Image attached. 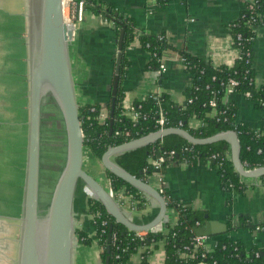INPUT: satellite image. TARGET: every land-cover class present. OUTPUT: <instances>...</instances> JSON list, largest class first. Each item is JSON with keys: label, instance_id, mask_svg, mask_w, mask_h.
I'll list each match as a JSON object with an SVG mask.
<instances>
[{"label": "crops", "instance_id": "obj_1", "mask_svg": "<svg viewBox=\"0 0 264 264\" xmlns=\"http://www.w3.org/2000/svg\"><path fill=\"white\" fill-rule=\"evenodd\" d=\"M106 1L114 5L126 18L131 19L136 31L152 36L163 34L168 44L176 51L172 56L165 58L166 72L162 77H158L156 70L149 67L151 55L142 47L140 41L135 39L129 44L126 50L129 63L122 82L125 95L123 105L128 110L152 94L165 95L179 106L184 104L194 74L180 61L178 55L188 54L215 68L235 66L239 52L233 44L232 25L240 19L247 3L252 0H168L163 7H157L152 0ZM33 12L18 29L20 42L17 47L15 45L14 50H19L20 72H27L28 79L27 76L22 78L26 80L27 85L23 83L19 95H14L17 100L0 96V123H11V118L16 117L22 126L19 134L22 141L19 149L20 160L16 163V169L20 173V195L16 204L18 211L14 216L0 215V218L12 219L14 222L13 237L9 245L11 254L17 253V264L28 159L31 61L33 47L40 41L39 19L35 10ZM26 22V29L29 28L28 36L27 32H24ZM254 29L255 81L258 87H264V21ZM75 34L74 43L70 46V61L77 102L79 107L99 105L104 108L110 98L115 70L112 60L117 54L119 36L113 21L91 13H87L85 21L78 25ZM8 100L15 103L17 101L16 104L13 103V110L4 108ZM224 102L232 103L236 108V120L239 125L264 133V107H256L252 100L239 93L225 95ZM188 126L196 130L202 126V121L191 118ZM10 129L8 125V129L1 135L0 146L2 141L6 140ZM222 142L225 143L227 157L232 161L230 145ZM91 161L93 162L89 161V165L85 162L88 165L84 166L85 169L106 188L107 176L103 167L92 157ZM2 173L0 168V199L2 188L7 189L3 184ZM158 176L161 177L162 183L158 182ZM149 183L166 199L171 198L201 215L204 222L196 228L214 224L212 228L216 235L207 239L209 248L214 249L219 242L230 239L240 241L248 254L264 252V177H241V183L245 186L243 191L228 192L223 188L219 170L212 164L189 165L174 161L164 165L159 174L150 177ZM143 195L146 200L144 208L133 209L129 206L123 210L129 220L138 225L150 223L160 212L159 203L152 197L144 193ZM89 199L85 186L79 185L73 206L76 241L72 264H102L97 240L85 245L76 234L77 231H82L89 236L95 235L91 215L88 213ZM167 215L168 223L172 226L178 223L179 212L176 208L168 207ZM160 226L164 231L165 224ZM8 231L10 232V228ZM128 264H166L164 243L160 242L146 261L143 258V250H139L130 257Z\"/></svg>", "mask_w": 264, "mask_h": 264}, {"label": "trees", "instance_id": "obj_2", "mask_svg": "<svg viewBox=\"0 0 264 264\" xmlns=\"http://www.w3.org/2000/svg\"><path fill=\"white\" fill-rule=\"evenodd\" d=\"M152 1L157 7H163L168 3V0ZM255 1L256 5L252 7L247 3L240 19L232 25L233 44L239 52L235 66L215 68L188 54L178 55L185 59L184 65L194 74L186 101L179 106L165 95H161L159 100L148 97L134 104L137 109L140 107L138 111L141 112L138 121H134L123 105L125 95L122 82L129 63L126 57L129 44L135 39L140 41L142 47L151 55L149 67L154 70L159 68L163 59L172 56L176 51L168 44L163 34L152 36L136 31L133 21L106 0H86L87 13L113 21L118 36L121 30H124V42L120 82L113 115L111 91L106 107L102 108L99 105L79 107L85 152L87 150L90 153V155L85 154V159L90 156L103 167L102 157L109 148L159 131L157 121L162 111L166 119V128L181 127L196 138L205 139L224 132H235L240 142V158L244 168L250 170L264 167V133L239 125L236 120V108L232 103L224 102L225 95L229 94V82L234 79L238 81L235 93L244 96L250 93V100L255 106L264 107V87L256 85L253 68V44L256 36L254 27L264 21V0ZM252 19H256L255 24H251ZM238 35H241L240 41ZM115 62L116 56L112 60L114 69ZM112 84L113 80L111 89ZM211 100L216 101V107L209 106ZM191 118L200 119L202 126L196 130L190 129L188 123ZM111 121H113L112 130H110ZM170 151H175L179 155V159L175 161L181 163L212 164L219 170L223 188L228 192H240L245 188L241 183V177L235 171L233 162L227 157L224 142L198 146L180 136L170 135L156 143L118 155L114 157V161L127 172L149 182V178L153 175L152 161ZM170 162L168 160L164 165ZM103 169L117 194L124 191L131 204L136 202L135 208L145 207L146 200L141 191L108 172L104 167ZM167 204L169 208L178 210V223L173 226L167 223L163 232L148 233L142 240L136 237L135 232L117 223L100 201L89 199L88 213L93 216L95 235L89 236L82 231H77L76 234L85 245L97 240L102 264H106L107 258L109 264H128L130 257L139 250H143V258L146 261L160 242L165 245L166 264H264V252L248 254L240 241L227 239L219 242L210 252H206L194 242L195 228L204 222L201 215L171 198L167 200Z\"/></svg>", "mask_w": 264, "mask_h": 264}, {"label": "water", "instance_id": "obj_3", "mask_svg": "<svg viewBox=\"0 0 264 264\" xmlns=\"http://www.w3.org/2000/svg\"><path fill=\"white\" fill-rule=\"evenodd\" d=\"M32 3L34 4V0ZM39 3V10L34 7L40 24V41L33 47L31 61L28 159L18 264H72L76 241L73 206L81 184L92 192L93 198L102 203L117 223L131 232H146L161 224H167L168 204L163 194L149 182L119 166L114 157L156 143L170 135L180 136L198 146L225 141L230 145L234 168L241 177H264V167L251 171L244 168L240 158L241 146L235 132H224L200 139L182 128L159 130L140 139L111 147L102 157L101 163L108 172L152 197L160 205L158 216L148 224L138 225L129 220L106 188L84 167L85 140L70 61V46L76 34L71 35L66 29L63 0H40ZM123 42L124 30H121L111 89L112 115L120 82ZM50 99L62 119L65 143L61 167L45 200L41 196L44 161L43 116L45 105ZM112 125L113 121L110 130ZM178 159L179 155L175 160ZM213 226L211 223L210 226L196 228L195 235L210 238L216 235ZM106 264H109V258L106 259Z\"/></svg>", "mask_w": 264, "mask_h": 264}, {"label": "rangeland", "instance_id": "obj_4", "mask_svg": "<svg viewBox=\"0 0 264 264\" xmlns=\"http://www.w3.org/2000/svg\"><path fill=\"white\" fill-rule=\"evenodd\" d=\"M34 4L32 0H0V96H8L17 100L14 95H19L21 85L26 84L28 79L27 72H20V53L19 50H15V45L19 44V31L18 29L23 25L25 18H29V15L34 12ZM29 22V19H28ZM28 22L25 23L24 32L28 36L29 28H27ZM75 40V39H74ZM74 40L72 43H74ZM18 49V48H16ZM15 52V53H14ZM23 71V70H22ZM16 77H19V81ZM27 85V84H26ZM27 88V87H26ZM22 92V91H21ZM3 93V94H2ZM21 97V96H19ZM5 109H12L13 101L8 100ZM17 103V101H16ZM15 103V104H16ZM10 113V112H9ZM8 113V114H9ZM1 118V117H0ZM11 118V123H0V137L4 132L11 127L6 140L0 146V168L3 170V184L7 187L2 188L1 199H0V215H12L14 216L17 211V201L20 195L19 182L20 173L16 169V163L20 160V145L21 133L20 128L21 122L17 119ZM1 122V119H0ZM3 122V120H2ZM5 126V127H4ZM49 125H44V152L47 151L49 140L56 137L57 145L60 149L64 148V136L63 131L55 130L54 127L48 128ZM7 127V128H6ZM47 127V128H46ZM89 152H85V154ZM47 155V152H46ZM88 165L93 162L91 157L85 159ZM90 161V163H89ZM85 163V164H86ZM87 164L85 167L88 166ZM46 167V165H45ZM5 189V190H4ZM14 222L12 219L0 218V264H17V253L11 254L10 240L12 236ZM10 228V232L8 231Z\"/></svg>", "mask_w": 264, "mask_h": 264}, {"label": "built area", "instance_id": "obj_5", "mask_svg": "<svg viewBox=\"0 0 264 264\" xmlns=\"http://www.w3.org/2000/svg\"><path fill=\"white\" fill-rule=\"evenodd\" d=\"M252 6L256 5V1L252 0L249 2ZM86 7H87V2L86 0H63V9H64V18H65V25H66V29L67 31L72 34L75 35L76 33V28L78 25L82 24L85 21L86 15H87V11H86ZM256 23V19H252L251 20V24H255ZM160 39L163 40V37L160 36ZM241 39V35H238V40L240 41ZM255 40V39H254ZM180 61L185 64V59L180 58ZM166 72V66H165V59L162 60V62H160L159 68L156 70V74L158 77H162L164 75V73ZM238 85V81L231 79L229 82V90L228 93H235V87ZM160 95L159 94H152L150 95V98L154 99V100H159ZM245 97L247 99H250L251 95L250 93H247L245 95ZM210 107H216L217 103L215 100H211L209 103ZM140 108V107H139ZM139 108L137 109L134 105L131 106L128 110L127 113L134 119V121H138V119L141 117V112L138 111ZM146 116H144L145 118ZM166 124V119L164 116V113L162 111H160L159 113V118L157 121V125L160 127L159 130H163V129H167L165 127ZM181 126V124H180ZM181 128V127H179ZM178 154L175 151H170L168 153H166V155H159L158 158L154 161H152V165H153V175L151 177H153L154 175L159 174L161 168L164 166V164L168 161V160H174ZM246 169V168H245ZM249 170V169H246ZM251 171V170H249ZM158 182L162 183V179L160 176H158L157 178ZM106 190L108 191L109 195L111 197H113L116 202L118 203V205L125 210L126 207H132L133 209L135 208L136 202L131 204L129 202V197L125 195L124 191H121L120 193H116L112 186H111V181L110 179H107V183H106ZM85 192L87 193V195L90 197V199H94L93 198V194L90 190L85 188ZM168 200V199H166ZM134 206V207H133ZM91 219H93V216H91ZM163 231V229L161 228V226H157L149 231L146 232H135L136 233V237L140 238V239H145V237L147 236L148 233H156V232H160ZM207 239L204 236H197L195 235L194 237V242L198 247H202L205 249L206 252H210L211 248H209L207 246ZM114 240H116V236H114ZM200 264H204V263H200Z\"/></svg>", "mask_w": 264, "mask_h": 264}, {"label": "flooded vegetation", "instance_id": "obj_6", "mask_svg": "<svg viewBox=\"0 0 264 264\" xmlns=\"http://www.w3.org/2000/svg\"><path fill=\"white\" fill-rule=\"evenodd\" d=\"M40 0H34L35 9L39 10ZM43 125H49L48 128L54 127L55 130L61 132L63 129L62 119L56 105L50 99L45 105V112L43 116ZM51 126V127H50ZM45 128V127H44ZM47 128V127H46ZM49 137V145L47 151H43V174H42V198L46 200L48 191L52 186V183L58 174L61 167L63 151L56 144L57 138L52 136ZM47 152V155H46ZM46 165V167H45Z\"/></svg>", "mask_w": 264, "mask_h": 264}]
</instances>
